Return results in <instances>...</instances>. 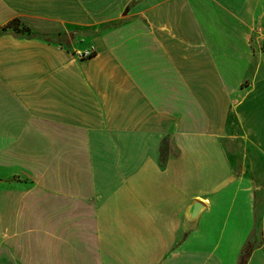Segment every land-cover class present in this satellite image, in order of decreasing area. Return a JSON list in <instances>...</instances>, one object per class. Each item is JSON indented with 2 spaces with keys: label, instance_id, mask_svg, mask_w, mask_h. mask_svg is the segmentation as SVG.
Instances as JSON below:
<instances>
[{
  "label": "crops",
  "instance_id": "crops-1",
  "mask_svg": "<svg viewBox=\"0 0 264 264\" xmlns=\"http://www.w3.org/2000/svg\"><path fill=\"white\" fill-rule=\"evenodd\" d=\"M263 34L264 0H0V264H239L257 228L264 264Z\"/></svg>",
  "mask_w": 264,
  "mask_h": 264
},
{
  "label": "trees",
  "instance_id": "trees-1",
  "mask_svg": "<svg viewBox=\"0 0 264 264\" xmlns=\"http://www.w3.org/2000/svg\"><path fill=\"white\" fill-rule=\"evenodd\" d=\"M2 30L4 32L7 30H13L17 34H28V35L34 37V35H32V33H31L30 29L27 26L23 25V23L20 20H14V21L10 22L6 26H4L2 28ZM44 39H48V37H44ZM93 55H95V54L92 53L91 57ZM260 247H261V245H259V243H257L255 240V232H254V234L252 235V237L250 238L248 243L244 246V248L241 252L239 264H247L251 254L256 249H258Z\"/></svg>",
  "mask_w": 264,
  "mask_h": 264
},
{
  "label": "water",
  "instance_id": "water-1",
  "mask_svg": "<svg viewBox=\"0 0 264 264\" xmlns=\"http://www.w3.org/2000/svg\"><path fill=\"white\" fill-rule=\"evenodd\" d=\"M202 210V207L199 204H194L191 208L190 214H189V223L194 224L196 220L199 217L200 211Z\"/></svg>",
  "mask_w": 264,
  "mask_h": 264
},
{
  "label": "built area",
  "instance_id": "built-area-1",
  "mask_svg": "<svg viewBox=\"0 0 264 264\" xmlns=\"http://www.w3.org/2000/svg\"><path fill=\"white\" fill-rule=\"evenodd\" d=\"M260 44H261V48L264 50V34L261 36L260 38ZM92 52L91 51H87V52H83L80 54V58H89L91 57Z\"/></svg>",
  "mask_w": 264,
  "mask_h": 264
},
{
  "label": "rangeland",
  "instance_id": "rangeland-1",
  "mask_svg": "<svg viewBox=\"0 0 264 264\" xmlns=\"http://www.w3.org/2000/svg\"><path fill=\"white\" fill-rule=\"evenodd\" d=\"M81 53H83V52H77V55H78V57L80 58V54ZM230 135V132L228 131V136ZM227 138V137H226ZM3 175H6L5 173H3ZM261 238H262V236H261V229L260 228H257L256 230H255V240H256V242L257 243H259V242H261Z\"/></svg>",
  "mask_w": 264,
  "mask_h": 264
}]
</instances>
